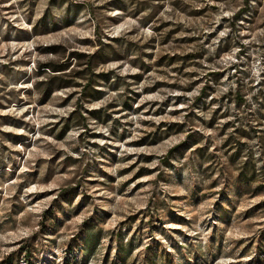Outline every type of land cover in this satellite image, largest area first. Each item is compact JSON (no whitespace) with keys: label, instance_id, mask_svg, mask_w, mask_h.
Instances as JSON below:
<instances>
[{"label":"rangeland","instance_id":"1","mask_svg":"<svg viewBox=\"0 0 264 264\" xmlns=\"http://www.w3.org/2000/svg\"><path fill=\"white\" fill-rule=\"evenodd\" d=\"M0 264H264V0H0Z\"/></svg>","mask_w":264,"mask_h":264}]
</instances>
